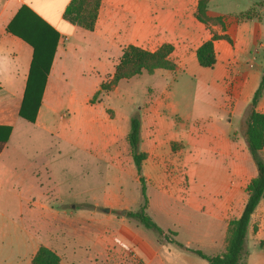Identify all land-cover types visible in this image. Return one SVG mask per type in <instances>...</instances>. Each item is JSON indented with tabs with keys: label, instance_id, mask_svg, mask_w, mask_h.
Returning a JSON list of instances; mask_svg holds the SVG:
<instances>
[{
	"label": "crops",
	"instance_id": "0c3cea01",
	"mask_svg": "<svg viewBox=\"0 0 264 264\" xmlns=\"http://www.w3.org/2000/svg\"><path fill=\"white\" fill-rule=\"evenodd\" d=\"M70 1L0 0V126L12 128L9 139L0 153V249H29L26 255L29 264H32V258L41 245L56 252L61 258L60 264H209L207 260L199 256L196 258L187 255L189 252L176 246L171 242L172 239L166 242L153 240L145 231L146 228L144 229L141 225L122 223L112 227L110 224H103L99 225L97 230L86 228L87 226L78 223L71 228L65 227L59 219L71 215L69 212H73V210L49 209L46 189L43 187L44 182L41 176L43 169L41 167L32 169L28 166V169L25 170L24 164L12 154L10 140L13 138L14 131L17 127L24 126V122H29L20 117L19 111L24 98L34 49L25 40L8 30L11 23L16 30L32 36L36 34L37 29L44 28L40 21L59 33L41 106L36 121L32 123L37 126L42 121L45 122L50 114L58 113V109L53 106V103L52 105L50 103L53 89L62 85V82L68 83L75 77L81 79L87 74V72H80L72 75L70 67H106L110 65L114 73L122 56L124 48L116 54L115 51L111 52L112 42L115 43L116 39V18L112 13L119 0H109L107 3L106 0H103V7L100 8L94 31L85 30L65 19L64 12ZM197 3L198 0H190L189 5L195 6L196 9ZM211 3L212 0L208 4V14L211 17L241 16L251 9L255 14L250 19L244 18L237 21L233 19L227 29H223L221 26H212L210 29L197 20L196 10H193L194 18L189 19L180 28L173 29L174 38H172L174 40L170 38L169 42L164 43L174 45L171 57L177 65L176 71H188L190 68L188 64H195L194 56L197 60V48L203 42L211 39L213 32L219 35H228L231 39V41L227 39L215 41V67L218 65L219 67L207 84V87L215 91L217 96L215 101L210 102L211 109L209 111L211 115L212 108H216L217 124L206 123L202 131L198 133L201 150L215 156V163L220 164V182L212 184L205 180L206 190H201L199 195L188 189L185 190L180 186L182 182H176L175 177L182 178L188 174L191 178H195L193 172L191 174L190 171L189 142L185 143L171 138L165 141L154 135L153 128L150 133L145 132L144 124L141 130V149L147 153L142 174L147 181L148 211L151 212V215L152 213L157 215L159 211L163 210L168 216L174 215L176 221L184 224L188 223V219H181L179 215L177 217L175 214H170L171 211L176 210L177 213L178 207L182 209L200 207L204 213V221L200 227L202 232L199 239L193 237L185 242L177 241L188 248H193L192 241H195L198 247L213 251L209 253L202 250L203 252L219 255L226 250L228 221L238 218L242 214L248 198L246 186L258 174L245 137L242 143L240 137L238 138L237 130L234 131L232 127L228 128L234 125L235 121H242L245 124V114L262 80L264 72V0H233L231 11H219L215 14L209 11ZM104 5V13L107 18L102 20L101 11H103ZM183 5H188L187 0ZM22 8H27V10L17 17ZM169 21L167 17L164 23H161V27L168 28ZM166 36L167 34L165 37H161L160 41H164ZM182 40H184L183 45L178 44ZM143 42L138 44L134 42L132 45L145 49ZM161 45L159 43V46ZM90 48L95 49L89 50ZM91 53H97L99 57L97 63L85 61V55L88 57ZM79 54L81 56L77 57L76 55ZM112 54H115V60L112 59ZM99 81L100 79H98ZM256 111L264 114V91L258 101ZM93 122L92 119H89L83 124L90 129L95 125ZM223 122L226 123L225 126L222 125ZM97 127L98 125L95 126V129ZM97 131L104 138L105 143L102 149H98L99 154L111 160L114 157H119L120 152L113 153L108 149L118 142L120 130L111 124L100 127ZM189 133L188 131L185 137H188ZM190 136L192 137V134ZM173 142H181L183 147L174 153ZM260 155L264 160V146ZM223 166L224 169H222ZM202 167L209 168L208 163H202ZM177 170L179 171L175 172ZM44 171L46 172L45 168ZM156 184H162L167 188L164 187L162 191H156L152 199L150 187ZM198 196L200 202H197ZM104 214L107 217L89 220L93 222L113 221L109 208L104 210ZM152 217L154 219L153 215ZM255 223L261 232L264 229V199L257 206L249 228H253ZM161 228L165 232L171 230L169 227ZM190 228L194 229V227ZM42 229L45 230L44 234L40 232ZM176 234L178 236V232ZM0 264H6L5 260L0 258ZM259 264H264V260Z\"/></svg>",
	"mask_w": 264,
	"mask_h": 264
},
{
	"label": "rangeland",
	"instance_id": "374dc122",
	"mask_svg": "<svg viewBox=\"0 0 264 264\" xmlns=\"http://www.w3.org/2000/svg\"><path fill=\"white\" fill-rule=\"evenodd\" d=\"M107 1L109 0H106V3ZM184 2L185 0H119L112 13L116 18V44L112 42L111 52L115 51L116 54L134 42L138 44L144 41L145 49L148 50L157 48L159 43L169 42L170 38H174L173 29L180 28L189 19L194 18L195 6L189 5L190 0H187V6L183 5ZM104 9L105 5L101 11L102 20L107 18ZM232 9L233 0H212L209 6L212 14ZM167 17L170 20L168 28L161 27V23H164ZM231 22L233 19H230L229 24ZM208 28L212 29V26ZM166 34V38L161 42L160 38L165 37ZM183 43L184 40L178 44L183 45ZM115 54H112V59ZM85 57L87 58L85 61L95 63L99 58L97 53H91L90 56L85 55ZM194 57L195 64H188L190 67L188 71L161 69L153 74L144 72L139 76L123 79L112 91H102L97 95L100 101L94 104H90V101L100 89V84L111 80L113 74L111 66L70 67L72 75L80 72H87V74L81 79L75 77L68 83L62 82V85L53 89L50 103L58 109V113L50 114V117L45 120L46 123L42 121L39 126L24 122V126L16 128L10 140L12 154L24 164L25 170L28 166L32 169L36 167L43 169L41 176L49 209L73 210V212L68 211L71 215L59 219L61 224L71 228L78 223L94 230L103 224H110L112 227L122 223L141 225L127 216L128 212L136 210L141 202L138 175L130 154L128 140H126L130 131V120L134 114L140 117L145 132L150 133L153 128L154 135L165 141L171 138L189 142L190 171L195 178H191L188 174L182 178L174 176L176 182H182L180 186L185 190L188 189L199 195L201 190H206L205 180L212 184L220 182V164L215 163V156L201 150L198 134L206 123L217 124L216 108L213 107V113L209 114L210 102L215 101L217 96L215 91L207 87V84L215 75L219 65L214 66L215 68L202 67L198 64L196 56ZM98 79H100L99 82ZM89 119H92L95 124L90 129L83 124ZM111 124L115 125L121 133L118 142L108 149L113 153L120 152V156L112 160L99 154L98 149H102L105 143L104 138L97 131L98 128ZM96 125L98 127L95 129ZM222 125L225 126L226 123L223 122ZM231 127L234 131L237 130L238 138L240 137L243 143L245 124L242 121H235L234 125L228 129ZM188 131L190 133L188 137H185ZM181 147H183L181 142L172 143L174 153ZM202 163H208L209 168H203ZM164 187L167 188L162 184L152 185L150 187L152 199L156 191H162ZM37 194H39L38 191ZM197 202H200L199 196ZM108 208L113 221L89 220L107 217L104 210ZM124 211L126 213L123 215ZM148 214L151 217L154 216L159 226L171 229L164 232L172 240L185 242L193 237L199 239L202 232L200 227L204 221V213L200 207L185 209L178 207L177 213L176 210L171 211L170 214H175L177 217L179 215L181 219H188V223L184 224L176 221L174 215L168 216L163 210L157 215L156 213L151 215L150 211ZM234 219L237 218L228 221V227L230 221ZM145 231L153 240L170 241L154 231L146 229ZM40 232L44 234L45 230L42 229ZM192 242L193 248L213 252L211 249L198 247L195 241ZM246 247L249 255L245 264L263 262L264 229L259 232L257 223L253 228H249ZM28 250L0 249V258L5 260L6 264H29L26 256ZM187 255L198 257L191 252Z\"/></svg>",
	"mask_w": 264,
	"mask_h": 264
},
{
	"label": "trees",
	"instance_id": "16d2710c",
	"mask_svg": "<svg viewBox=\"0 0 264 264\" xmlns=\"http://www.w3.org/2000/svg\"><path fill=\"white\" fill-rule=\"evenodd\" d=\"M209 1L198 0L195 11L197 20L206 26L220 25L223 29H227L230 19H236V21L244 18L250 19L255 14L254 10L251 9L241 16L219 15L211 17L208 14ZM102 2L103 0H71L65 9L64 17L76 26L88 31H94ZM24 10H27V8H22L17 17L21 16ZM40 23L44 28L37 29L38 31L33 36L16 30L13 23L8 27L11 33L25 40L34 49L24 98L19 111L20 117L31 123L36 121L59 39V33L57 31L42 21ZM218 39L231 41L228 35H219L213 32L211 39L203 42L196 50L197 60L200 66L206 68L215 66V41ZM173 52L174 45L171 43H164L154 51L132 44L126 46L115 67L111 80L108 83L102 82L100 84V89L90 101L91 104L100 101L97 95L102 91H112L123 79H130L144 72L153 74L156 70L161 69L169 71L176 70L177 65L171 57ZM263 91L264 72L261 83L247 109L244 120V137L257 166L258 174L246 186L248 198L242 214L229 223L225 252L219 255H208L202 250L188 248L177 240L171 241L179 248L207 260L209 264H245L249 255L246 244L251 218L261 200L264 199V160L260 155V151L264 146V114L256 111V106L263 95ZM141 127L142 122L140 117L134 114L130 120V131L127 140L139 178L141 202L139 207L136 210L129 211L127 216L137 221L144 228L154 231L158 235L165 237L166 240H169V235L148 214L149 198L147 195V181L142 174L147 153L141 150ZM11 130L12 128L10 126H0V153L9 139ZM60 262V256L44 245L39 247L32 258V264H60Z\"/></svg>",
	"mask_w": 264,
	"mask_h": 264
},
{
	"label": "water",
	"instance_id": "95a60500",
	"mask_svg": "<svg viewBox=\"0 0 264 264\" xmlns=\"http://www.w3.org/2000/svg\"><path fill=\"white\" fill-rule=\"evenodd\" d=\"M106 210H108V209H106ZM126 213V211H124V213L122 212V214H125Z\"/></svg>",
	"mask_w": 264,
	"mask_h": 264
}]
</instances>
